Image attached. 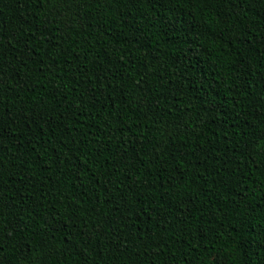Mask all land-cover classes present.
<instances>
[{
	"label": "trees",
	"instance_id": "obj_1",
	"mask_svg": "<svg viewBox=\"0 0 264 264\" xmlns=\"http://www.w3.org/2000/svg\"><path fill=\"white\" fill-rule=\"evenodd\" d=\"M0 264H264V0H0Z\"/></svg>",
	"mask_w": 264,
	"mask_h": 264
}]
</instances>
